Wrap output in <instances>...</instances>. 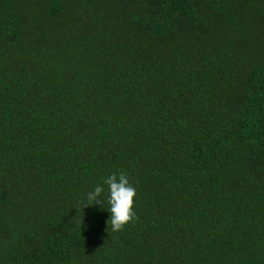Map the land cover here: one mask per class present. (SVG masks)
I'll list each match as a JSON object with an SVG mask.
<instances>
[{
	"label": "trees",
	"instance_id": "16d2710c",
	"mask_svg": "<svg viewBox=\"0 0 264 264\" xmlns=\"http://www.w3.org/2000/svg\"><path fill=\"white\" fill-rule=\"evenodd\" d=\"M0 264H264V0H0Z\"/></svg>",
	"mask_w": 264,
	"mask_h": 264
},
{
	"label": "clouds",
	"instance_id": "9594fccd",
	"mask_svg": "<svg viewBox=\"0 0 264 264\" xmlns=\"http://www.w3.org/2000/svg\"><path fill=\"white\" fill-rule=\"evenodd\" d=\"M103 185L108 187L107 203L109 208L107 209L111 213L110 219L106 222L109 226L107 230L120 232L127 225L138 220L135 211V200L138 195L136 188L130 183L127 174L123 171L119 174L116 172L111 173L103 180ZM103 185H96L94 190L89 191L86 197L79 201L80 206L76 208L79 214L81 211L84 214V209L89 206L104 205L102 199Z\"/></svg>",
	"mask_w": 264,
	"mask_h": 264
}]
</instances>
